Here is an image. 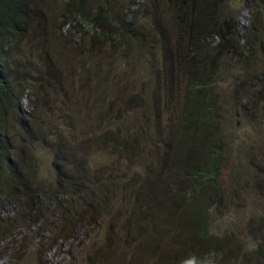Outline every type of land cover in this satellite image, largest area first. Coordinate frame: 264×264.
I'll return each instance as SVG.
<instances>
[{"label": "rangeland", "instance_id": "374dc122", "mask_svg": "<svg viewBox=\"0 0 264 264\" xmlns=\"http://www.w3.org/2000/svg\"><path fill=\"white\" fill-rule=\"evenodd\" d=\"M85 1L90 4L87 7L91 16L99 15L101 6L105 9L109 6L107 0ZM117 1L118 12L126 21L132 22L137 18L138 24L155 26L153 13L149 9L143 11L142 0H135L136 3L127 16L125 8L133 0ZM165 1L150 2L151 6L157 7L158 20L162 26L157 41L149 33H143L136 37L132 49L117 47L105 36L106 40H103L99 33L95 38L90 37L92 28L84 22L78 26V32L72 33L75 37L58 39L59 33H52L50 28L44 31L37 27L25 38L29 40L26 47L17 51L21 63L34 69V72V65L40 64L41 68L49 60L60 68L57 67V71L50 74L49 78L35 73L39 97L31 96L32 92L28 91L27 99L22 101L26 113L35 115L37 123L43 125L42 143L24 139V133H18L14 140L16 147L28 162L37 154L34 158L40 163L41 178L57 184L53 147L56 143H61V146L69 147L64 153L70 158L66 164L67 172L71 174L69 176H73L74 181L92 180L88 193L95 191L107 196V192H115L114 185L118 189L113 202H103L101 213L84 197L82 215L86 223L82 225V229L75 228L71 232L76 226L72 224L60 230L61 234H75L78 242H62L52 249L47 245L36 246V249L32 243L39 237H43L44 241L49 239L54 242L61 235L57 233L54 236L50 232L54 229L50 228H62L65 225L63 217L68 208L62 201L58 206L56 202L49 205L47 200L39 198L35 211L30 213L25 210L22 219L20 208L14 202L0 198V219L3 223H11L14 229V233L0 237V264H7L10 258L16 264H62L64 256L83 258L86 254L98 252V248L111 251L108 263L118 261L120 258L114 256L118 248L114 241L118 236L111 230L107 237V226L113 221L122 232H128L127 237H130L134 228L130 194L139 189V180L145 181L147 169H154L162 161L166 148L172 152L180 146L184 149L187 147L184 146L181 135L179 136V124L182 121L187 88L195 79L199 82V76L201 82H207L210 86L208 95L217 112L212 117V122L217 126L211 129V139L216 140L212 134L220 136V140L223 137V142L227 145L222 151L229 154L220 174L222 185L226 188L223 189L224 195H218L216 202H207L213 213V228L221 236L230 227L234 231L233 236L237 237L232 248L244 254L218 264H264V260L260 258L246 257L255 247L259 234L256 228L251 227V220L253 217L259 218L258 215L264 208V96L253 97V94H258L259 89L264 87V45H261L260 38L256 36L259 40L257 44L251 48L246 46L248 41L255 39L251 38L254 33L250 30L253 23L250 3L247 0H216L218 10L228 14L226 27L222 30L230 34L233 42L239 40L236 49L216 48L220 39L215 36V32H211L193 50L187 32L191 21L192 0L186 5L184 15L178 14V17L175 16L176 11ZM45 3L47 16H53L55 10L64 6L63 0H45ZM203 5L204 0H196L192 6L194 12L200 13ZM261 21L264 24V18ZM56 24V27L61 25L59 21ZM82 30L88 33L84 43L77 39ZM152 30L155 31L153 28ZM162 34L167 35L165 45L160 42ZM73 40H76L75 47ZM58 44L65 46L66 50H61L63 55L57 60L53 52L59 49ZM66 57L69 64H73L72 69L60 66L62 64L59 62ZM205 67L212 72L208 79L209 73L207 76L204 74ZM244 87L247 88L246 95L240 93ZM157 98L168 104L171 110L158 105ZM197 117L194 116V120ZM38 130L32 127L29 129L33 136ZM126 138L132 139L137 144V151L151 160L143 159L138 152L131 151ZM116 145L127 151H121ZM172 157L167 163L171 164V160L176 159ZM187 164L188 161H184L176 170L177 177L171 182L170 188L162 190L156 184L158 191L165 192L157 194L158 202H164L173 208L182 207L178 217L173 219V226H180L187 220V214L193 211L194 204L185 201L190 191L185 174L189 171ZM193 164L195 163H189ZM158 170L159 167L154 171ZM166 175L172 176V170L169 169ZM158 177V182L162 183L165 174ZM144 186L147 187L146 184ZM181 187L186 193H180ZM179 194L183 196L179 197ZM126 195L130 197V203L127 202ZM166 195L169 196L168 200ZM137 197L136 219L149 208L151 201L138 194ZM132 198L137 199L136 194H132ZM76 199L73 197L63 200L73 202ZM81 204V201L76 202L75 209ZM159 205L161 204L156 207ZM85 210L89 212L86 214ZM100 217L103 218L102 221H98ZM141 244L145 248V239ZM149 244H156L152 237ZM158 245L161 247V243ZM106 252L101 254L103 258ZM144 263L152 264L148 260ZM133 264L140 262L137 260Z\"/></svg>", "mask_w": 264, "mask_h": 264}, {"label": "trees", "instance_id": "16d2710c", "mask_svg": "<svg viewBox=\"0 0 264 264\" xmlns=\"http://www.w3.org/2000/svg\"><path fill=\"white\" fill-rule=\"evenodd\" d=\"M63 1L64 6H60L58 10H55L53 16H47L45 13V0H0V198L14 202L20 208L23 219L25 210H29L30 213L35 211V204L39 198L47 200L49 205L52 202H56L58 206L62 199L76 197L77 199L73 202L62 201L63 205L68 208V210L63 209V211L65 210L63 217L65 225L62 228L55 226L50 228L60 234V230L66 226L76 225L71 230L72 232L75 228L82 229V225L86 223L82 215L84 197L93 204L94 209L97 208V211L101 213L103 212V202L110 204L108 200L112 202L115 200V192L117 193L118 186L114 185L116 187V190L113 188L115 192H107V196L95 191L88 193L87 190L90 188L92 180L89 178L84 182L74 181V177L69 176L71 174L67 172L68 166L66 164L70 158L64 155L69 150V147L61 146V143H56L53 147V165L57 184H52L49 179L41 178L40 163L34 158L37 154L32 156L31 162H28L22 151L16 147L14 140L17 138L18 133H24V139L42 143L43 125L40 126L37 123L35 115L26 113L22 101L28 95V91L32 92L31 96L36 95V98L39 97L35 73L43 74L44 77L49 78L52 73L57 71L59 66L53 65L49 60L46 65H43L46 66L45 68L43 66L40 68V64L34 65L36 67L34 72V69L21 63V58H18L17 51L26 47V43L29 40L25 38L28 37L32 29L37 27L43 28L44 31L50 28L52 33L57 32L60 34V37L57 34L58 39H66L69 36L72 37V33L78 32V26L84 22L92 28L90 37L95 38L97 33H99L103 40L108 39L116 44L117 47H129L131 49L136 37H140L143 33H149L157 41V36L162 27L158 20L157 7L150 5V2L154 3L157 0H142L144 3L143 11L145 12L149 9L155 18V26L151 27L138 24L137 18L132 22L126 21L118 12L119 3L117 0H107L108 8L105 9L101 6L99 8L100 14L93 16L88 10L87 5L89 6L90 4L87 1ZM247 1L250 3V10L253 16L250 30L254 35L251 38L258 36L261 45H264V24L261 21L264 18V0ZM165 2L176 11L175 16L178 17V14L180 16L184 15L185 7L190 3V0H166ZM217 2L216 0H204L203 9L197 14L192 7L195 5L196 0H192L190 6L191 21H189L187 26V32L193 50L197 47V43L211 32H215V36L220 39L216 45L219 50H225V48L228 49L230 47L236 49L238 47L239 40L233 42L230 34L222 30V28L226 27L228 14L218 10ZM135 3L136 1L133 0L131 4L127 5L125 8L126 16L131 12ZM50 8H52V5H50ZM183 20H185V17ZM57 21L61 23L59 27H56ZM127 32H129L128 35ZM86 34L88 33L83 30L80 31V36L77 39L84 43ZM166 37L167 35L162 34L160 41L162 45H165ZM75 41L73 40L72 42L73 47L77 46ZM156 41L155 43L160 44V42ZM258 41L256 38L250 40L246 46L249 48L254 47ZM58 46L59 49L53 52L57 60L63 55L61 50L65 49V46L61 47L62 44H58ZM59 63L62 64L60 66L65 67L67 70L72 69L73 64H69L67 57ZM207 73H209V76H207ZM211 73V70L205 67L204 74L207 79L211 77ZM201 81L199 76V82L195 79L194 82L189 84L185 93L182 121L179 124V136L181 135V140L184 146L187 145V147L184 149L180 146L172 152L171 149L167 150L166 148L162 161L154 169H147L148 171H145V181L141 182L139 180V189L132 191V194H136L137 199H133L132 194H130L134 211L131 214L134 228L130 232V237H127L128 232H122L118 224L113 221L107 226V237L111 230H114L118 236L114 241L116 246H118L117 253L114 256L120 259L111 262V264H133L137 260L140 264H145L144 262L147 260L152 264H186L188 260L193 258H195L197 264H200L212 252H215L220 257L218 263L221 261L224 263L231 258H239L244 255L238 249L232 248V245L236 244L237 237L233 236L234 231L230 227L226 228L227 233L221 236L214 230L213 213L207 204L208 201L216 202L218 195H224L223 189L226 188L222 185L220 174L225 168L229 154H225L222 151L224 146L227 145V143L223 142V137L220 140V136L212 134L216 137V140L213 141L211 139V129L217 126L212 122V117L213 113L217 114V112L215 105L211 103L212 98L208 95L210 86L207 82ZM208 82L210 83V81ZM240 93L246 95L247 88L244 87ZM260 96H264V87L259 89L258 94H253V97ZM44 98L47 97L45 96ZM156 103L164 105L167 110H171L168 104L161 101L160 98H157ZM194 116L195 118L198 116L196 120H194ZM30 127L39 129L36 135L33 136L30 133ZM145 131L147 130L145 129ZM125 141L131 151L138 152L137 144L132 142V139L126 138ZM116 147L121 151H127L119 145H116ZM139 154L141 158L151 160V158L141 153ZM170 157L176 158L171 160L173 161L171 164L167 163ZM184 161H188L187 168L189 171L188 174H185L189 180L188 188L190 189L185 201H191L194 206L193 211L187 214V220L185 219L180 226H173V219L178 217L177 214L182 207L173 208L164 202H158L157 194L165 192L158 191L156 184L162 190L170 188L171 182L177 177L175 176L176 170L181 167ZM189 163L195 164L189 165ZM157 167H159V170L155 172L154 170ZM169 169L172 170V176L166 175ZM137 172L141 173L140 171ZM162 173L165 174V177L162 183H159L158 176ZM77 178L80 177L78 176ZM145 184L147 185L146 188H144ZM155 186L156 189L154 188ZM180 193L184 194L186 190L181 187ZM137 194L144 198L148 197L151 201L149 208L142 212L140 218L136 219ZM182 194H179V197L183 196ZM80 195L82 197H79ZM125 197L127 202L130 203V197L127 195ZM165 198L168 200L169 196L166 195ZM80 201L82 202L81 206L75 209L76 202ZM157 204L161 205L156 207ZM88 212L85 210L86 214ZM258 216L259 218L253 217L251 220V227L256 228L259 232L258 240L255 242V247L249 256H245L251 258L254 256L264 260V208ZM114 218L117 219V216L114 215ZM102 220L103 218H98V221ZM256 224L258 227H256ZM98 226L101 227L99 224ZM123 230L128 231L124 228ZM71 232L59 235L60 237L54 242L47 240V244H45L43 238L39 237L32 244L35 245L36 249V246L40 247V245H47L52 249L55 246L58 247L59 241L61 243L62 240L72 241L75 234L72 235L70 234ZM11 233H14L11 223H3L2 219H0V234H2L0 237H5ZM150 237L156 242L155 245L149 244ZM144 239L145 248L141 244ZM159 243H161V247H159ZM104 252L106 251L98 248V252L86 254L83 258L78 256L77 261H71L69 264L74 262H77V264H110L108 262L111 260L112 253L110 250L107 251L105 258H103L101 254ZM8 264H16V262L14 263V260L10 258Z\"/></svg>", "mask_w": 264, "mask_h": 264}, {"label": "clouds", "instance_id": "9594fccd", "mask_svg": "<svg viewBox=\"0 0 264 264\" xmlns=\"http://www.w3.org/2000/svg\"><path fill=\"white\" fill-rule=\"evenodd\" d=\"M25 99H27V96H26V98ZM24 99V100H25ZM24 108V107H23ZM25 110V109H24ZM62 201H63V199H62ZM66 206V205H65ZM54 236L55 235H57V233L55 232V230L53 231V232H51ZM60 237V236H59ZM41 238H43V237H41ZM58 239V238H57ZM56 239V240H57ZM75 237H74V239L72 240V241H70V243H74L75 242ZM47 240H49V239H47ZM49 241H51V240H49ZM76 241H77V239H76ZM45 243H47V241H44ZM62 242H65V243H67V242H69V241H65V240H62ZM78 242V241H77ZM58 243H61V241H59ZM219 256L215 253V252H212L206 259H204L203 261H201L200 262V264H218V260H219ZM62 259H64V261L62 262V264H69L71 261H77V260H75V259H78V257L77 256H75V255H69V256H64ZM9 262V261H8ZM8 264V263H7ZM61 264V263H60ZM72 264H77V262H74V263H72ZM186 264H197V261L195 260V258H193V259H190V260H188L187 262H186Z\"/></svg>", "mask_w": 264, "mask_h": 264}]
</instances>
